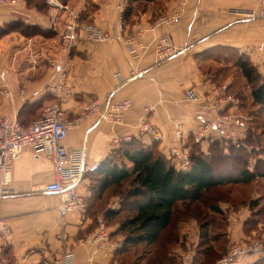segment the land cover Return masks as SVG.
Returning <instances> with one entry per match:
<instances>
[{
	"label": "crops",
	"instance_id": "0c3cea01",
	"mask_svg": "<svg viewBox=\"0 0 264 264\" xmlns=\"http://www.w3.org/2000/svg\"><path fill=\"white\" fill-rule=\"evenodd\" d=\"M59 1L66 9L52 7L46 0H17L14 5L0 6V27L9 25L0 36V118H16L27 124L54 103L72 118L91 100L102 104L130 99L132 104L122 123L112 124L93 115L68 131L63 144L68 149L84 147L87 162L99 163L127 136L145 145H156L167 157L169 149L180 143L175 135L176 125L181 126L182 142L189 151L208 154L210 143L217 139L216 132L209 131L210 139L196 142L193 138L208 122L211 113L204 112L199 101L184 99V92L190 86H195L198 93L215 86L202 69L207 52L231 50L232 53L234 50L243 54L264 76V18L241 19L234 11L258 9L264 6V0H186L181 18L170 26L160 27H152L151 21L171 11L175 0H131L126 15L123 11L127 5L122 10L119 25L116 19L120 0ZM51 16L57 24L54 28ZM70 20L93 24L121 39L90 41L79 30L67 49L61 31L62 24ZM136 26H141V30ZM164 33L171 36L174 46L181 51L160 61L154 41ZM128 35L134 36L133 53L123 42ZM258 47L262 50L258 51ZM59 81L67 87L68 96L47 89V85ZM2 89H7L11 97L5 96ZM20 90L24 91L22 97ZM241 103L239 111L247 120L237 128L240 141L248 131L256 130L254 115L242 108ZM250 105L254 106L252 101ZM147 106L152 110L148 111ZM143 121L154 127L158 139L139 130ZM114 137L119 141L113 143ZM53 179L48 158L28 147L21 150L13 162L10 182L0 185V221H4L11 232L6 235L0 231V264H52L69 250L75 254L72 264H89V257L97 264H121L116 255L118 249L110 258H104L100 253H93L88 243L97 219H104V211L120 207L118 194L106 198L105 191L98 199L88 176L77 187L86 203L84 210L60 217L58 196L44 191V185ZM263 196L253 192L248 198L263 199ZM227 200L218 204L225 213L228 211L221 232L231 244L256 232L261 221L247 202ZM259 209L262 210L260 207L255 212ZM108 226L112 237L122 241L118 223ZM176 226L175 252L180 264L184 253L193 255L200 230L195 218L179 220ZM257 259H260L257 255L247 256L238 264H253ZM219 260L215 264H220ZM185 264H191V260Z\"/></svg>",
	"mask_w": 264,
	"mask_h": 264
},
{
	"label": "trees",
	"instance_id": "16d2710c",
	"mask_svg": "<svg viewBox=\"0 0 264 264\" xmlns=\"http://www.w3.org/2000/svg\"><path fill=\"white\" fill-rule=\"evenodd\" d=\"M130 2L128 0L123 15H126ZM8 28V24L0 27V36ZM230 54L232 64L249 86L252 104L262 120L261 124L255 122L258 132L248 131L239 147L217 136L210 143L208 154L189 151L191 165L185 171L177 169L156 145H145L132 137L129 141H122L99 162L97 170L88 175L98 199L105 191L106 198L111 194L119 196L120 207L105 210L103 217L107 225L118 223V233L123 236L122 246L116 251L121 264L122 256L137 247L144 250L130 264H143L145 256L144 264H178L176 225L186 218H195L200 230L191 264H215L224 255L214 246L216 237L211 233V225L213 229L222 221L219 216L223 210L218 204L220 189L264 179V160L258 157L252 165L249 162L250 149L256 147L260 150L259 145L264 141V76L243 54L234 50ZM260 153H264L262 148ZM124 184L128 186L125 192L116 190ZM248 205L253 209L257 200L250 199ZM125 212L126 216L117 220ZM258 257L261 259L264 255Z\"/></svg>",
	"mask_w": 264,
	"mask_h": 264
},
{
	"label": "built area",
	"instance_id": "2783aa9c",
	"mask_svg": "<svg viewBox=\"0 0 264 264\" xmlns=\"http://www.w3.org/2000/svg\"><path fill=\"white\" fill-rule=\"evenodd\" d=\"M17 0H0V6H11ZM120 13L117 16L116 24L122 23V10L127 5L128 0H120ZM46 3L59 10L66 9V5L59 0H46ZM175 7L165 13H161L151 21L152 27L170 26L177 22L181 16L186 0H175ZM241 19L264 18V6L251 10H234ZM51 27H56L54 16L50 17ZM141 26H136L140 31ZM81 30L84 37L90 41L120 40L121 37L101 31L97 26L90 23H77L75 20L66 21L62 24L61 37L65 42V48H69L77 38V32ZM126 49L135 52L134 36L128 35L123 39ZM155 53L160 61L169 59L181 50L177 49L171 36L167 33L161 34L154 41ZM262 48L258 47V51ZM133 77L135 76L132 74ZM119 81L122 78L117 75ZM61 81L54 85H47V89L58 95L68 96L70 93ZM2 93L8 98L11 97L7 89H2ZM24 91L20 90L22 97ZM186 101H199L204 112H210L211 117L205 126L199 130L194 141H201L206 138L209 131L216 132V135L223 138L227 143L239 147L242 143L239 139L237 128L243 126L247 120L246 116L239 111V97L229 93L228 85L223 83L213 86L205 93H198L195 86H190L184 92ZM130 99L120 101H106L102 104L96 100L88 101L77 113L70 118L58 103L46 106L42 112L29 123L23 124L16 118H0V185H6L12 177L13 162L18 158L21 150L30 148L34 153H42L49 159L52 165L54 179L44 185V191L54 193L58 196L57 210L60 217H64L73 211L84 210L86 203L84 197L77 192V187L84 183L88 175L95 172L99 163L96 161L87 162L85 159V148L77 147L68 149L63 140L67 137L68 131L76 128L85 118L97 116L99 120H105L112 124H119L124 121L126 111L131 107ZM151 111L152 107L147 106ZM140 131L148 132L155 139L158 133L147 121H143L139 126ZM175 135L179 137L180 143L173 145L168 152V157L179 170H188L191 165L190 153L184 142H182L183 132L180 125L175 127ZM131 140L125 137L124 141ZM118 137L112 139L113 143L118 142ZM0 231L10 235L8 227L4 221H0ZM89 246L93 253H100L104 258H110L112 253L122 246V241L112 237L109 226L101 217L97 219V226L94 233L88 237ZM74 252L69 250L63 252L52 264H72ZM264 255V241L260 238L243 239L234 242L228 248L226 254L219 260L220 264H238L240 260L247 256ZM190 253L181 256V263L185 264L191 260ZM89 264H97L88 258Z\"/></svg>",
	"mask_w": 264,
	"mask_h": 264
},
{
	"label": "rangeland",
	"instance_id": "374dc122",
	"mask_svg": "<svg viewBox=\"0 0 264 264\" xmlns=\"http://www.w3.org/2000/svg\"><path fill=\"white\" fill-rule=\"evenodd\" d=\"M216 51L217 52L215 51L207 52L206 55L204 56L205 59L202 62L203 71L209 77H211L212 82L215 84V86H219V85H222L223 83H227L229 87L228 88L229 93H233L234 95L239 97L240 102L242 101L243 103V105L241 103L240 106L244 108L246 111H249V112L251 111L254 114L255 122L258 124H261L262 120L260 119V117L257 115V112L255 111L256 106L254 105L255 106L254 107L250 105L251 101L249 100V86L246 85L245 79L242 77L240 72L236 69V67L231 62V58H232L231 56L232 54H230L231 50H216ZM259 147H261L264 152V141L260 143ZM261 148L260 150L259 149L257 150L256 147L255 148L253 147L250 149L249 152L251 153V156H250L249 162L251 163V165L256 162V160L259 157L258 156L259 154H261L260 158L262 157L261 159L264 160L263 158L264 153H260ZM127 187H128L127 184H124L121 188H116V190L125 192ZM253 192H257L261 195H264V179H256L254 182L249 183L247 185L234 184L231 186L222 187L220 189L219 200L223 201L225 199L226 200L228 199V200H233L239 203H243V202L248 203V201L250 200L248 198L249 194ZM255 200H257V205L253 206V209H254L253 214L261 222L255 229L256 232L254 233L250 232L244 239L260 238L261 240L264 241V210H263L264 208L262 207V205L264 204V198L263 199L255 198ZM260 207L262 208V210L259 209V211L257 210V212H255L256 209ZM126 213L127 212L119 215L117 220L123 219L126 216ZM257 214H261V217H258ZM227 215H228V211L226 213L223 211L222 216L218 215L219 217H222L220 218L222 221L215 224L213 229H212L213 225H211V233L214 234L216 237L214 246H216L218 252L224 253V255L226 254L228 248L232 244V243L231 244L228 243L226 235L222 234L221 232L223 231V222L226 221ZM224 236L226 240L224 239ZM142 250H144V248L137 247V248H134L126 252L122 256V262H123L122 264L133 263L134 258L137 255H139L142 252ZM146 259H147V256H145V259H143L142 261L143 264L146 261ZM263 263H264V258L256 260V264H263Z\"/></svg>",
	"mask_w": 264,
	"mask_h": 264
}]
</instances>
